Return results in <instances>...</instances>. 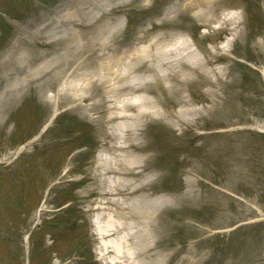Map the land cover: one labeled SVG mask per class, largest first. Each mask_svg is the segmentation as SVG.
I'll return each instance as SVG.
<instances>
[{"label":"rangeland","instance_id":"374dc122","mask_svg":"<svg viewBox=\"0 0 264 264\" xmlns=\"http://www.w3.org/2000/svg\"><path fill=\"white\" fill-rule=\"evenodd\" d=\"M80 1L0 0V264H26L24 240L30 230L31 264H108L97 257L88 218L101 199L98 179L105 167L100 157L108 149L121 150L115 129L132 124L111 118L116 113L111 101L116 104L120 98L108 89L129 85L132 92L140 84L131 85L136 74H176L171 85L164 79L151 85V98L157 101L153 107L141 109L137 103L134 108H140L139 121L145 122L137 140L141 145L135 146L142 160L134 184L152 178L148 191L164 197L154 236L139 248L144 262L151 255L164 257L162 264H264V136L232 131L229 143L214 132L248 123L264 130V0H216L217 15L206 33L197 14L203 2L167 21L183 25L180 29H147L148 22L131 19L126 44L119 47L93 42L100 35L97 27L106 31L110 22L103 17L89 30L91 16L81 18L80 7L86 4ZM112 1L111 11L130 5L146 12L156 6L166 10L176 0ZM225 3L248 9L236 27L231 54L219 47L230 32L224 33L230 22L219 14ZM68 5L73 9L67 12ZM47 19L59 20L58 33L45 26ZM64 26L78 32L72 35ZM176 30L188 32L209 62L183 56V48L162 53L178 45ZM179 59L178 67L174 62ZM41 64L43 70L38 69ZM86 74L93 78L90 89L84 88ZM100 74L128 75L116 80ZM218 74L228 81L214 84ZM81 84L84 89L79 90ZM163 106L164 116L153 112ZM189 108L194 111L185 112ZM53 112H59L54 121L27 144ZM179 124L185 132L179 133ZM201 129L207 132L199 135L205 141L190 143ZM64 168L69 169L66 174ZM56 211L87 221L73 224L75 229L49 224ZM140 220L135 226L143 225L144 218ZM58 227L61 236L52 232ZM227 238L230 242L224 244Z\"/></svg>","mask_w":264,"mask_h":264},{"label":"bare ground","instance_id":"6f19581e","mask_svg":"<svg viewBox=\"0 0 264 264\" xmlns=\"http://www.w3.org/2000/svg\"><path fill=\"white\" fill-rule=\"evenodd\" d=\"M107 2V0H105ZM201 2L204 3V8H202V10L200 11L201 14L203 15H207L208 12H213L214 11V7L212 6L211 4V0H185V2L183 3V5H201ZM208 19V17H207ZM109 29H112V27H110ZM150 47V46H149ZM151 48V47H150ZM162 53H166V50H161ZM160 61H158V64H159ZM128 68V67H126ZM185 76V74H182ZM85 80H87V83L85 84V87H88L90 86L91 82L89 80H91V77L90 75L88 76V74L86 75V78ZM83 83V82H82ZM79 90H82L83 87H82V84L80 85V87L78 88ZM149 102V101H147ZM142 103H145V101L142 99ZM126 103H123L122 104V110H125L127 109V106H125ZM137 115H135V117L133 118L135 121L132 122V124H136L137 123V120H138V116L136 117ZM124 161H125V157L122 156L120 158V164L123 162L124 164ZM113 168H111L112 170ZM122 170V168H121ZM120 170V171H121ZM121 181L120 180H113V188H115L116 185L120 184ZM124 185L127 184V182H124L123 183ZM135 190V189H134ZM144 201H138L136 203L137 205V208L139 209L138 211V216L136 217V212H133V210H135V204L132 203L133 200H127L125 198L122 199V202H121V205L124 207V209L128 212V215L130 217H133L134 219H137L139 218L140 216H145L144 218L147 219V224L148 226L151 228H155V214H156V209H155V206L153 205V200H151L150 198H145L143 199ZM123 221H120L119 223H122ZM137 220L134 221V223H136ZM115 223V222H114ZM105 225V224H104ZM102 225V226H104ZM101 226V230L103 231V235L107 234V232L109 231H113L114 229L115 230H118L120 226L122 225H119V224H114L113 227H109V228H105V227H102ZM116 231H113L111 233H108V234H114ZM147 233L139 228L135 229L134 232L130 235V233H127L125 235L124 238H121L120 241L117 243L118 246H112L114 247V249H117L118 250V254H117V257L118 258H121L123 256V254H120V252L122 251L121 249V246L124 245V242L126 240H130L131 236H134L136 238V241H135V245L134 246H137V248L139 249L140 246H143L144 245V242L148 241V237L146 235ZM130 235V236H129ZM107 245V244H106ZM111 246V245H109ZM120 251V252H119ZM136 256L139 258V260H141L142 262H140V264H146L144 262L145 258L142 256V251H139ZM155 257L149 255L148 256V264H159L157 261L154 260ZM150 260V261H149ZM147 261V260H146Z\"/></svg>","mask_w":264,"mask_h":264}]
</instances>
